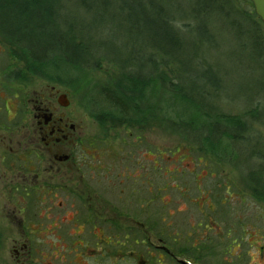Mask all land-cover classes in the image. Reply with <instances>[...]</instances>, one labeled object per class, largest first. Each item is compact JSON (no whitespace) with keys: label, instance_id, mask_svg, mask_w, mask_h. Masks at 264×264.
<instances>
[{"label":"rangeland","instance_id":"1","mask_svg":"<svg viewBox=\"0 0 264 264\" xmlns=\"http://www.w3.org/2000/svg\"><path fill=\"white\" fill-rule=\"evenodd\" d=\"M78 2L63 0L60 18L72 25L85 26L92 16L86 14ZM231 2L240 11L251 7L248 0ZM124 15V12L107 15L105 23L95 28V35L89 31L88 36L93 37V44H90L95 48L98 41L103 46L101 52L105 49L103 53L111 49L121 50L128 44L127 35L121 30L125 26ZM233 19L240 24L242 22L239 17ZM181 21L185 18L179 19ZM219 25L215 47L206 54L209 67L222 75L221 98L216 103L225 113H241L246 108L243 103L254 98L250 97L249 87L264 88V43L259 38L254 42L243 35L241 29L224 23ZM112 62L100 61L98 68L88 71L65 64L48 66L44 70L45 77H39L29 73L21 51L0 36V108L4 110L6 100L5 104L11 111L18 105V100L23 99L25 103L34 96L33 93H47L51 85H56L74 89L70 94L71 105L92 108L94 117L114 120L116 116L121 117L118 111L121 107L106 100L100 89L111 87L110 83L114 81H119L125 89L129 86ZM254 93L257 94L256 91ZM141 94L134 98V104L129 102L125 106L135 108L130 110V121L119 119L122 122L120 126L130 127V140L139 138L140 152H144L143 148L151 149L156 166V186L162 190L157 195H162L167 204H162L157 198L155 218L149 223L140 218L145 222L146 230L148 224L154 228V234L150 239H140L135 243L124 240V254L117 264H180L181 260L187 264H264V201L252 196L242 176L256 169L251 156L252 148L255 149L254 140L235 144L239 154L231 163L220 154L228 151L224 142L215 153H198L195 146L171 132L166 125L169 119L186 120L191 115L194 109L188 102L154 86L145 88ZM255 97L264 101V90ZM253 127L264 137L262 124L255 122ZM93 130H99V127H93ZM126 134L120 132V136ZM227 156L229 158V154ZM198 196L200 202L196 201ZM176 208L180 212H175ZM173 211L172 216L166 215ZM175 234L182 235L184 239L178 236L173 241ZM159 238L163 239L166 248L176 252L178 260L163 255L157 248ZM13 243L0 241V264H13ZM49 243L33 240L27 245L28 248H45L48 255H44L40 264H72L73 254L64 253L63 256L57 251L50 255L58 243ZM76 256L79 264L84 263L78 254ZM31 264L39 263L34 261Z\"/></svg>","mask_w":264,"mask_h":264},{"label":"flooded vegetation","instance_id":"2","mask_svg":"<svg viewBox=\"0 0 264 264\" xmlns=\"http://www.w3.org/2000/svg\"><path fill=\"white\" fill-rule=\"evenodd\" d=\"M73 90L51 85L18 100L12 115L6 100L0 108V241L14 242L13 264H40L48 255L41 246L28 248L33 240L57 242L50 255L73 254L72 264H79L77 254L81 264H117L124 240L153 236L140 218H155L157 198L167 204L157 195L151 149L140 152L139 138L130 140V127L117 119L71 105ZM178 236L184 239L172 240ZM162 241L157 248L175 259Z\"/></svg>","mask_w":264,"mask_h":264},{"label":"trees","instance_id":"3","mask_svg":"<svg viewBox=\"0 0 264 264\" xmlns=\"http://www.w3.org/2000/svg\"><path fill=\"white\" fill-rule=\"evenodd\" d=\"M248 1L250 9L240 11L231 0H79L80 8L92 17L85 26H78L60 18L63 0H0V36L21 51L29 73L39 77H45L48 66L65 64L88 71L98 68L100 61H113L129 88L114 81L100 90L106 100L121 107V117H114L119 122L130 121L135 106H125L154 86L175 94L194 109L186 120L169 119L166 125L195 146L196 152L215 153L224 142L228 151L220 154L231 163L239 154L235 144L254 140L251 156L256 169L242 176L252 196L264 201V137L253 127L255 122L264 126V101L255 97L264 88L249 87L254 98L243 103L245 111H221L216 100L221 98L222 75L209 67L206 58L215 47L221 23L264 43V25ZM113 12L125 13L121 30L128 44L119 51L103 53L98 41L95 48L90 44L93 37L88 33L95 35V28ZM234 17H239L241 24ZM181 18L185 21L179 22Z\"/></svg>","mask_w":264,"mask_h":264},{"label":"water","instance_id":"4","mask_svg":"<svg viewBox=\"0 0 264 264\" xmlns=\"http://www.w3.org/2000/svg\"><path fill=\"white\" fill-rule=\"evenodd\" d=\"M254 13L256 14L257 17L261 20V22L264 24V0H250Z\"/></svg>","mask_w":264,"mask_h":264}]
</instances>
